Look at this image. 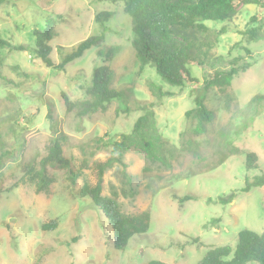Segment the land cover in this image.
Instances as JSON below:
<instances>
[{
	"label": "rangeland",
	"instance_id": "rangeland-1",
	"mask_svg": "<svg viewBox=\"0 0 264 264\" xmlns=\"http://www.w3.org/2000/svg\"><path fill=\"white\" fill-rule=\"evenodd\" d=\"M103 11L114 14L101 24L97 15ZM48 20L54 33L50 56L56 64L89 36L104 38L64 69L46 66L29 50L2 49L0 264H197L211 247H234L244 228L264 231V187L240 192L229 204L217 201L242 188L246 179L264 174V100L253 101L264 94V8L240 3L232 20L206 21L226 33L205 69L189 66L197 81L185 86L166 83L154 67L141 68L124 2L6 0L0 5V33L12 45H34V30ZM259 25L263 37L246 42L242 31ZM240 55L251 67L230 85L205 90L206 78ZM106 64L114 71L112 86L125 97L83 118L68 112L63 94L85 98L84 83L93 68ZM199 101L211 111L204 127L197 115L186 116ZM141 115H150L154 124L147 128L149 134L163 136L175 146L176 156L166 164L133 147L118 153L123 161L105 170L104 195L114 197L126 213L151 211L149 230L118 250L107 218L80 190L84 184L96 185V162L107 160L114 141L131 132ZM52 137L60 139L70 169L79 176L72 182L70 169L50 167V192L36 193L25 172L31 164L38 167ZM247 151L258 154V168L246 167ZM173 194L196 199L180 209ZM53 219H58L56 228H42Z\"/></svg>",
	"mask_w": 264,
	"mask_h": 264
},
{
	"label": "trees",
	"instance_id": "trees-1",
	"mask_svg": "<svg viewBox=\"0 0 264 264\" xmlns=\"http://www.w3.org/2000/svg\"><path fill=\"white\" fill-rule=\"evenodd\" d=\"M6 0H0V5ZM106 2H124V11L128 15L132 25V43L136 55L141 61V68L147 65L154 67L162 79L174 86H185L188 82H196L192 75L191 65L203 69L207 67L212 49L218 44L220 37L226 33L225 28H214L206 21H230L239 12V5L256 4L264 8V0H100ZM114 12L103 11L97 15V20L104 24ZM254 20V19H253ZM261 25L253 26L242 31L246 42L259 40L262 36ZM52 23L47 21L46 26L34 30V45H12L4 39L0 33V75L3 70L2 49L6 46L17 50H29L31 55L48 67L64 69L65 66L82 57L92 47L98 46L103 41V35H92L82 40L71 52L63 53L64 47L58 46L63 53L62 61L53 62L50 53L52 51L51 39L54 33L51 30ZM250 54L251 50L245 46ZM242 55L234 57L228 68L214 70L205 80V90L213 85L228 86L242 71L251 67V62L243 61ZM114 71L109 64L95 66L90 78L84 83L86 97L72 100L63 94L64 104L68 112H74L78 118L89 116L99 110L107 109L114 99L125 97V92L112 86ZM161 95L166 93L158 85H153ZM170 95V94H169ZM264 100V94L255 95L253 101L259 103ZM195 114L199 118V125L210 119L211 111L205 104L199 101L194 109H189L186 116ZM51 115V113L49 114ZM150 115H141L135 122L134 128L129 133H123L120 140L113 143L112 150L107 160L96 162L98 169V181L96 185L84 184L80 190L82 197H89L107 218L113 230L114 247L124 250L129 245L130 239L136 234H142L149 230L151 223V211L142 210L138 214H130L121 210L118 201L114 197L103 194L104 172L113 163H121L119 156L135 147L145 150L150 156L159 157L163 163L176 156L175 146L170 145L160 134L150 135L147 128L153 126L154 121H149ZM119 153V154H118ZM5 154H0V171L4 165ZM71 161L63 155L61 141L58 137H52L47 153L38 161V167L31 164L25 172V177L34 186L36 193L50 192L53 182L49 168L62 167L70 169ZM246 167L258 168V154L255 151L246 152ZM72 182L77 180L78 172L70 169ZM264 187V174H257L252 179H246L245 185L239 190L220 196L217 201L221 204H229L235 200L240 192H249L252 188ZM178 200L179 208L191 199L193 195H172ZM210 200H213L210 198ZM58 225V219L43 223L42 228L52 229ZM194 242L198 238H193ZM256 262L264 264V231L244 228L238 233L236 245L214 246L207 250L197 264H247ZM147 264H168L161 260H151Z\"/></svg>",
	"mask_w": 264,
	"mask_h": 264
}]
</instances>
